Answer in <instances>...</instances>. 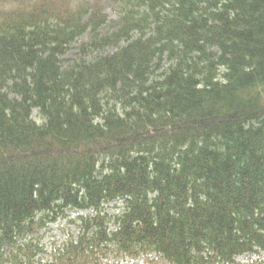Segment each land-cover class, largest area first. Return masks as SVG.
I'll use <instances>...</instances> for the list:
<instances>
[{"label":"trees","instance_id":"obj_1","mask_svg":"<svg viewBox=\"0 0 264 264\" xmlns=\"http://www.w3.org/2000/svg\"><path fill=\"white\" fill-rule=\"evenodd\" d=\"M106 1L0 0V264H264V0Z\"/></svg>","mask_w":264,"mask_h":264},{"label":"rangeland","instance_id":"obj_2","mask_svg":"<svg viewBox=\"0 0 264 264\" xmlns=\"http://www.w3.org/2000/svg\"><path fill=\"white\" fill-rule=\"evenodd\" d=\"M106 5V13L107 15L110 17V20H114L117 21L119 19V14H118V6L111 4L108 2V0L105 2ZM85 39H87L86 37H83ZM112 51V49L110 50ZM77 53V49L74 47H72L70 49V52L64 57L65 58V64L69 65L70 63H72L74 61V59L76 58V54ZM33 116L34 118L38 121L41 122V117L40 115H38L37 111L33 112ZM121 202H119L118 204H116V207L113 208V210L111 212H115L120 206ZM68 221L67 220H63L60 219L59 222H57L55 225H52V229L49 231V233L47 234L44 242H48L50 238H52L51 240H63L64 239V231L62 229H64V227L67 229V227H69L70 225H67ZM73 228V227H72ZM73 230H75L73 228ZM77 231V230H76ZM240 261L241 264H248V259H246L245 257H239L238 259ZM144 259L141 260H122L120 263H116L114 261H112V263L106 262V264H143ZM165 264H167V262H165Z\"/></svg>","mask_w":264,"mask_h":264}]
</instances>
